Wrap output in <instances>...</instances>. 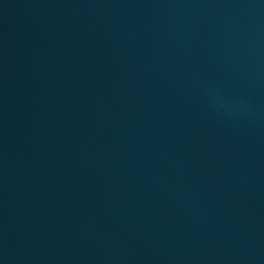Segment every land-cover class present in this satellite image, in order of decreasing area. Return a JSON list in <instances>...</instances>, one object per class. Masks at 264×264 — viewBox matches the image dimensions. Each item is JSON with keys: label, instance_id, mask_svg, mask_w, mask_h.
I'll list each match as a JSON object with an SVG mask.
<instances>
[{"label": "water", "instance_id": "95a60500", "mask_svg": "<svg viewBox=\"0 0 264 264\" xmlns=\"http://www.w3.org/2000/svg\"><path fill=\"white\" fill-rule=\"evenodd\" d=\"M0 264H264V0H0Z\"/></svg>", "mask_w": 264, "mask_h": 264}]
</instances>
